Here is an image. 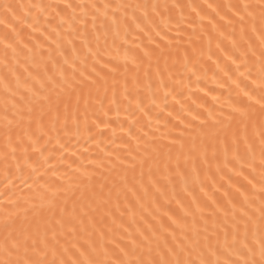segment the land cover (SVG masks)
Returning a JSON list of instances; mask_svg holds the SVG:
<instances>
[{
	"label": "snow or ice",
	"instance_id": "1",
	"mask_svg": "<svg viewBox=\"0 0 264 264\" xmlns=\"http://www.w3.org/2000/svg\"><path fill=\"white\" fill-rule=\"evenodd\" d=\"M0 177V264H264V0H0Z\"/></svg>",
	"mask_w": 264,
	"mask_h": 264
},
{
	"label": "bare ground",
	"instance_id": "2",
	"mask_svg": "<svg viewBox=\"0 0 264 264\" xmlns=\"http://www.w3.org/2000/svg\"><path fill=\"white\" fill-rule=\"evenodd\" d=\"M24 2H27V0H24ZM197 2H203V0H197ZM214 2H217V3H227L228 0H214ZM131 39L132 38L129 37V40H131ZM122 55H123V50H121V56ZM209 75H211V73H209ZM169 99L171 100V98H169ZM161 102H162V96H161V99L158 100V103H161ZM110 115L112 117V121H111V124H110L109 129L105 130L104 135H98L97 134L98 133V130H96V129H93L92 134L96 136V139L98 141H101L100 148H106L107 147L109 150H112V148L110 147V145H111V139H112V131H111V129L114 128L116 130V137H115V139H116L117 143L120 142V138L122 137L123 133L120 130L119 122H117L115 120V112L113 111ZM123 115H124L123 109H121V117H120L121 121L123 120ZM153 115H155V113H153ZM101 127L103 128V125ZM125 127H126V125H125ZM54 144H55V141H53V144L52 145H48L49 150H52ZM73 144L74 145L76 144V141L75 140H73ZM80 145H83L84 147H88L89 148L88 155L89 156H92V158H96L97 156H102L103 155L102 153H100L99 149L96 148L95 144L92 143V142L85 143L84 139H81L79 145H76V148H79ZM76 148H74L73 150H76ZM81 151H82V149H81ZM122 151L123 150H121V152ZM45 154L47 155V153H45ZM55 156H56V158L53 159L51 162L53 164H56L57 165L58 171H57V175L52 177V180L55 181L56 183H61L62 181L65 182V183H67V181L69 180L70 176H65L63 174L65 172H69L70 173V170L67 169L66 165L61 166L59 164V153L58 152L55 153ZM36 158L37 157L35 155L32 156V159L33 160H35ZM26 174H27V171H25V175ZM49 175H51V173ZM0 180H2V177H0ZM17 184H19V181H17ZM20 187L22 188L23 186L20 185ZM0 191H3V185L2 184H0ZM21 207H24L23 202L21 203ZM7 210L8 211H12L14 213L17 212V209L12 208L11 206H8L7 207Z\"/></svg>",
	"mask_w": 264,
	"mask_h": 264
}]
</instances>
